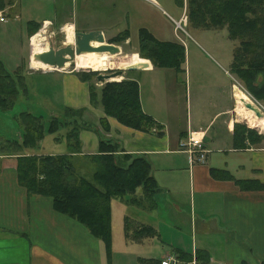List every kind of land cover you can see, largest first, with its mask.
I'll return each mask as SVG.
<instances>
[{
	"label": "crops",
	"instance_id": "crops-1",
	"mask_svg": "<svg viewBox=\"0 0 264 264\" xmlns=\"http://www.w3.org/2000/svg\"><path fill=\"white\" fill-rule=\"evenodd\" d=\"M128 1L130 5L124 9L123 20L115 18L117 0H45L49 10L26 19L58 23L62 27L69 23L79 30L98 28L103 33L110 32V38L124 29H128L130 36L132 26L137 32L144 27L157 39L179 41L184 45V60L179 68L154 66L150 59L143 57L141 59L148 60L149 65L129 73L138 82L143 111L157 123L150 130L125 125L107 115L100 102H90L88 81L80 79L76 72L60 73L63 109L84 108L82 119L97 128V131L90 127L80 129L78 154L96 153L101 134L118 142V153L143 155L156 181L152 208L129 202L130 195L111 199V264L115 255L125 264H139L138 257L159 258L160 264H263L264 140L250 143L234 137V125L241 123L235 105L241 107L245 117L240 96L245 97L244 93L236 89L232 81L231 93L230 89H222V84L210 81L207 98L196 94L193 101L189 97L179 102V89L173 83H176V71L187 72V50L185 41L175 36L174 25L184 16L186 24L190 23L187 0ZM7 2L0 8L1 11L7 7L5 20H2L20 19L23 6L19 0ZM38 3L35 7L42 6ZM171 24L175 39L170 38L167 30ZM23 31L26 35L27 26ZM38 72L41 75L53 73L52 70ZM170 75L174 81H167L172 83L167 88L161 80ZM197 84L202 87L201 83ZM186 88L185 85V91ZM102 117L107 119V130L99 122ZM190 134L200 137L208 149L203 163L190 165L187 151L180 147L179 142ZM39 151L49 153L40 148ZM65 151L56 148L50 153ZM14 166L13 155L0 153V243H3L0 264H107L102 240L75 218L54 209L50 196L28 194L17 183ZM141 194L142 189L138 187L135 195ZM114 199L125 207L120 214L122 236L118 248L113 230ZM126 218L131 227L148 224L156 234L140 241L128 239L124 234ZM145 247L154 253H145ZM196 250L204 251L208 261L197 259ZM180 251L191 253L192 259L178 258ZM170 256L175 258V263L167 260Z\"/></svg>",
	"mask_w": 264,
	"mask_h": 264
},
{
	"label": "trees",
	"instance_id": "trees-1",
	"mask_svg": "<svg viewBox=\"0 0 264 264\" xmlns=\"http://www.w3.org/2000/svg\"><path fill=\"white\" fill-rule=\"evenodd\" d=\"M4 5L0 0V8ZM187 15L190 23L196 25L227 28L229 38L235 42L237 40L232 49L231 71L248 92L264 100V0H187ZM40 25V21L28 20L27 35L37 31ZM128 37L129 31L124 29L109 41L119 43ZM138 40L137 53L141 58L150 59L154 66L179 68L184 60V45L179 41L157 39L144 27L138 31ZM114 61L121 65L132 60L128 55ZM21 67L20 63L10 70L0 59L2 110L12 107L16 94L26 88V76L21 72ZM132 71L126 70L128 73L119 80L104 81L100 88L91 82L98 69L76 73L80 79L88 81L92 104L100 102L107 115L125 125L150 130L157 123L141 107L138 82L129 75ZM83 110L82 107H64V114L51 116L47 123L40 115L27 109L18 111L14 119L19 127V137L0 135V153L14 156L16 181L28 194L50 196L54 209L75 218L92 235L101 239L107 264H111V199L130 195L127 197L129 202L152 208L157 185L150 173L148 160L143 155L118 153L119 144L112 138L99 134L96 153L78 154L81 151L80 129L90 127L97 131L95 126L82 119ZM99 121L107 130V119L102 117ZM61 128L65 129L63 134L58 133ZM46 132L57 133L54 139L63 141L66 151L38 153L40 140ZM234 137L243 141L247 139L250 143L264 140V135L241 123L234 125ZM138 187H141L142 194L136 196ZM124 234L130 240L140 241L154 236L156 230L148 224L131 227L126 218ZM204 255V251L196 250V258L207 262ZM178 258L188 261L192 255L180 251ZM138 263L160 264V259L138 257Z\"/></svg>",
	"mask_w": 264,
	"mask_h": 264
},
{
	"label": "rangeland",
	"instance_id": "rangeland-1",
	"mask_svg": "<svg viewBox=\"0 0 264 264\" xmlns=\"http://www.w3.org/2000/svg\"><path fill=\"white\" fill-rule=\"evenodd\" d=\"M2 1L5 5L8 3L7 0ZM117 1L119 6L118 16H116L115 18L116 20H123L125 14L124 9L126 7L129 8L130 3L128 0ZM36 2H41L38 3V5L42 4V6L35 7ZM19 3L22 4L23 11L20 15V19H12L14 20L13 22L10 21L11 19L7 22L3 21L5 20L4 16L6 15L5 13L7 7L4 9L5 11H0V59L5 62V66L7 68L9 67L8 69L10 70V67H12V65L18 66V64L21 63V72L24 74V76H26V88L21 89L23 91H20L18 94H16L15 101L12 107L4 110L0 109V135L2 136H15L17 138L19 137V127L17 126L16 120L14 119V114L22 109H27L37 115H40L42 117V120L46 123L51 116H61L62 114H64L63 93L61 91L62 79L60 73L76 71L78 72L80 70H92V68L98 69V73L110 72L118 66L115 63L114 59H124L128 55H131V60L136 57L138 58V60H142L139 55L136 57H134L133 55L137 53L139 40L137 34L138 32L136 28L132 26L133 28L129 39H126L119 43L113 42L118 44L121 48L120 52L111 54L109 60L113 63H110L108 60L104 65L97 66L93 63V60L100 56L99 52L97 53L94 51H88L75 54V61H70L65 68L42 69L39 67L40 60H38L36 53L40 48H48L50 44H52L53 47L65 44L62 24L49 23L48 21H44L43 23V21H40L41 25L37 29V31H35L31 35H27L26 32V35H24L23 30L24 27H26V19L28 18V16L35 15V13L37 12H47L49 8L46 6L45 0H19ZM75 9V6L72 7V12L74 14L76 11ZM169 12L174 14L172 11ZM101 14L102 13L99 10L98 16L101 17ZM2 18L4 19L2 20ZM188 23L183 27L185 31H183L182 29L178 30L179 35L185 41V48L187 50V61L185 62L187 72L184 73V71H176V83H173V85H175L179 89V91L177 92V96L180 98L179 102H184L185 98L189 99V97L193 101L196 94L201 96L203 99L207 98V96L209 95V90L207 89V87L210 81H215L219 84H222V89H225V91H228L230 89L229 92L231 93L232 88L234 89V87L231 85L232 81L235 88H238V90H241L244 93L245 97L240 94L243 99L251 100L253 103L258 105L262 109V111H264V100H259L250 92H248L242 81L237 78V76L231 71L230 62L232 59V49L233 46H235L237 40L235 42L234 40L229 38L227 28L225 26L221 28H204L199 27L193 23ZM41 28L44 29L42 35L46 36L47 40L42 41L39 45H35L33 43V38L31 37L36 32H39ZM73 30H77V28H73ZM167 30L169 32L170 38L175 39L174 33L172 32V24L167 27ZM112 32L115 31L112 30ZM104 36L105 40L110 42V32L104 33ZM134 60L136 61V59ZM197 68H199V71H196ZM224 69H226L229 74L225 72ZM41 70H52L53 73L41 75L38 72ZM222 70L224 73L222 72ZM32 71L35 73H32ZM127 73L128 72L125 71L122 74V77H124ZM171 76L172 75H170L169 77L163 76L164 78L162 77L163 80H161V84L169 88L172 83L170 84L167 81H174ZM122 77L118 76L117 80L121 79ZM104 81L105 80H103L102 82H98L95 76H93L91 79V82H94L97 88H100L103 85ZM197 83H201L202 87L201 85L198 86ZM185 85L187 86L186 91L184 90ZM235 108H237V113L240 114L238 118H240L241 124H245L246 126L257 131L258 134L264 135V115H259L256 112L245 109L243 106V110L245 113L244 117L243 111L238 104L235 105ZM64 131L65 129L61 128L58 133L63 134ZM55 134L48 132L45 133L44 137L40 140V145L37 150L38 153L40 152L39 148L43 151H49V153L50 150L56 148H64V150L66 149L63 141H57L54 139ZM124 208V205H122L119 200H113L112 216L116 248H118L117 245L120 243L119 237L122 236L120 214L122 213ZM0 247H3V243H0ZM147 248L149 247H145L144 250ZM150 249L153 250L154 248L150 247ZM16 250L17 248L13 250L14 255H16ZM10 253H12V249ZM145 253H154V251L149 252V250H145ZM156 257H158V254L156 255ZM123 263L124 262L122 261L119 262V258L117 257V255H115L113 264Z\"/></svg>",
	"mask_w": 264,
	"mask_h": 264
},
{
	"label": "water",
	"instance_id": "water-1",
	"mask_svg": "<svg viewBox=\"0 0 264 264\" xmlns=\"http://www.w3.org/2000/svg\"><path fill=\"white\" fill-rule=\"evenodd\" d=\"M74 38V44L66 43L57 47H53L52 44H50L48 48L37 54L38 59L50 66L62 67L67 61H73L74 55L78 53L94 51L114 54L121 51L118 44L106 41L103 31L98 28L75 30ZM148 65V60H138L136 62L118 65L117 68L110 72H99L95 77L98 82H102L103 80L107 81L110 77L117 75L122 76L126 70L140 69ZM245 106L259 115H264V112L255 103L246 102Z\"/></svg>",
	"mask_w": 264,
	"mask_h": 264
},
{
	"label": "bare ground",
	"instance_id": "bare-ground-1",
	"mask_svg": "<svg viewBox=\"0 0 264 264\" xmlns=\"http://www.w3.org/2000/svg\"><path fill=\"white\" fill-rule=\"evenodd\" d=\"M43 26H45V25H43ZM62 31H63V33H64V38H65V44L66 43H72L73 44V40H74V30H73V27H72V25L71 24H69V23H66V24H64L63 25V28H62ZM44 32V29H40L39 30V32H36V34L34 35V38H33V43L35 44V45H39L42 41H45V40H47V37L46 36H44V35H42V33ZM44 49H46V48H40L38 51H37V53H36V56H37V54L39 53V52H41L42 50H44ZM98 53V52H97ZM79 54V53H78ZM100 54V56H98L97 58H95L94 60H93V63L95 64V65H97V66H102V65H104L105 64V62L106 61H108L109 59H110V57H111V54H109V53H107V52H103V53H99ZM75 56V55H74ZM38 58V57H37ZM39 60V59H38ZM74 61H75V59H74ZM131 62H135L133 59H132V61ZM68 63H69V61H67L62 67H54V66H50V65H48V64H45L44 62H42L41 60H40V63H39V67L40 68H42V69H52V68H58V69H61V68H65L67 65H68ZM118 76H121V75H117V76H114V77H110L108 80H117V78H118ZM122 77V76H121ZM236 89H238V88H236ZM234 94H235V99L237 98V91L235 90V92H234ZM240 94V93H239ZM246 102H251V103H253L251 100H249V99H242L241 100V103H242V105L244 106V108L245 109H249V108H247L246 106H245V103ZM249 110H251V109H249ZM251 111H253V110H251ZM254 112V111H253ZM239 114V113H238ZM240 115V114H239Z\"/></svg>",
	"mask_w": 264,
	"mask_h": 264
},
{
	"label": "built area",
	"instance_id": "built-area-1",
	"mask_svg": "<svg viewBox=\"0 0 264 264\" xmlns=\"http://www.w3.org/2000/svg\"><path fill=\"white\" fill-rule=\"evenodd\" d=\"M185 20H186V16L182 17V20L176 21L174 25L175 36L181 41H183V38L179 35L178 30L182 29L183 31H185V29L183 28L184 25L186 24ZM179 144L182 149L187 151L189 155L190 165H193L195 163H203L205 161L206 153L208 149L204 147L202 139L200 137L193 136L190 134L188 135L186 140L180 141ZM167 260L171 261L172 263H175L176 261L175 258L173 257L171 258V256Z\"/></svg>",
	"mask_w": 264,
	"mask_h": 264
},
{
	"label": "flooded vegetation",
	"instance_id": "flooded-vegetation-1",
	"mask_svg": "<svg viewBox=\"0 0 264 264\" xmlns=\"http://www.w3.org/2000/svg\"><path fill=\"white\" fill-rule=\"evenodd\" d=\"M34 38V37H33Z\"/></svg>",
	"mask_w": 264,
	"mask_h": 264
}]
</instances>
